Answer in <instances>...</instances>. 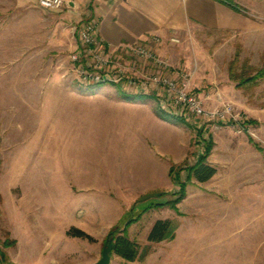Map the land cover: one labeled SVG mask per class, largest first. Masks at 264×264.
I'll return each instance as SVG.
<instances>
[{
  "label": "rangeland",
  "instance_id": "rangeland-1",
  "mask_svg": "<svg viewBox=\"0 0 264 264\" xmlns=\"http://www.w3.org/2000/svg\"><path fill=\"white\" fill-rule=\"evenodd\" d=\"M228 1L233 29L171 39L175 64L151 48L206 109L233 107L235 125L206 126L162 89L144 93L139 73L157 69L126 53L113 58L115 82H78L70 56L90 20L0 0V264H94L115 228L140 256L110 264H264V79L240 88L228 72L231 62L238 77L264 68V0ZM207 150L216 173L197 183L187 169ZM152 155L164 184L140 180ZM158 220L172 236L150 244Z\"/></svg>",
  "mask_w": 264,
  "mask_h": 264
},
{
  "label": "crops",
  "instance_id": "crops-1",
  "mask_svg": "<svg viewBox=\"0 0 264 264\" xmlns=\"http://www.w3.org/2000/svg\"><path fill=\"white\" fill-rule=\"evenodd\" d=\"M17 8L38 6V0H7ZM56 12L63 20L83 24L93 20L97 37L105 47L145 45L175 64L176 48L171 39L202 31L233 29L236 16L216 0H65ZM40 8V7H39ZM80 26V25H79ZM78 26V27H79ZM153 39H157L155 43ZM75 50V49H74ZM149 118L155 127L164 128L154 114ZM144 147V146H143ZM153 156V155H152ZM141 169L143 185L164 184L167 169L157 166L152 157ZM163 179V181H162Z\"/></svg>",
  "mask_w": 264,
  "mask_h": 264
},
{
  "label": "built area",
  "instance_id": "built-area-1",
  "mask_svg": "<svg viewBox=\"0 0 264 264\" xmlns=\"http://www.w3.org/2000/svg\"><path fill=\"white\" fill-rule=\"evenodd\" d=\"M38 6L47 11H58L66 6L65 0H38ZM78 44L76 50L71 53L70 62L73 70L77 74L78 82L85 86L100 85L115 82L109 73L110 66H115L113 58L126 53L128 56L134 57L140 61L142 65H153L154 69L151 73L141 71L139 73L141 81V89L144 93L147 88L162 89L169 96L170 102L179 111V113H187L197 119L202 120V124L218 125L237 123V115L231 105H222L219 108L206 109L202 101L193 95L189 90V80L187 75L179 76V80H175L166 75L165 71L168 64L157 58L156 53L145 45L122 46L116 49L105 47L97 37V24L90 20L86 25L77 29ZM158 43L157 39H153ZM121 48V49H120ZM120 50V52H119ZM118 51V52H117ZM128 68L124 67L123 70ZM119 73H125L123 70ZM118 73L117 81H122L124 77H120ZM131 79V78H130ZM132 82V80L130 81ZM239 132L245 129L241 126Z\"/></svg>",
  "mask_w": 264,
  "mask_h": 264
},
{
  "label": "trees",
  "instance_id": "trees-1",
  "mask_svg": "<svg viewBox=\"0 0 264 264\" xmlns=\"http://www.w3.org/2000/svg\"><path fill=\"white\" fill-rule=\"evenodd\" d=\"M220 3L226 5L233 11L237 10L230 1L228 0H219ZM235 62H231L230 67L228 69L229 72V79L233 82H237V87H245L249 84L255 85L258 80L264 79V68L256 71V75L254 77H238L234 75V66ZM236 76V77H234ZM159 117L161 115H158ZM162 117V116H161ZM209 152L208 150L203 153L198 161L189 169H187L188 176L192 178L197 183H205L210 180L216 173V170L210 166L207 162V156ZM172 173L173 171L170 170ZM176 175H178L176 173ZM180 191L178 195V199L176 202L172 203V205L176 206L184 196V186L183 184L179 185ZM158 206H161L158 204ZM173 225L169 220H158L156 221L149 234L147 236V242L150 244H157L163 242L164 240L170 238L172 236ZM68 236L76 237V238H86L90 240V237L85 235L83 232L77 229H70L67 232ZM107 241L112 242V252L111 254L116 255L117 257L121 258L125 263H132L136 261L140 256V249L137 244L130 241L127 237H125L124 232L117 231L116 228L108 234ZM15 242L12 241L11 243L3 244V247L11 246Z\"/></svg>",
  "mask_w": 264,
  "mask_h": 264
},
{
  "label": "water",
  "instance_id": "water-1",
  "mask_svg": "<svg viewBox=\"0 0 264 264\" xmlns=\"http://www.w3.org/2000/svg\"><path fill=\"white\" fill-rule=\"evenodd\" d=\"M112 246V242L107 241L102 248L100 259L94 264H110Z\"/></svg>",
  "mask_w": 264,
  "mask_h": 264
}]
</instances>
